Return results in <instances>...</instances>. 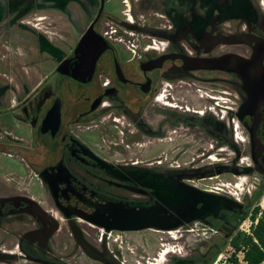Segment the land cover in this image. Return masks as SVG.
<instances>
[{"label": "flooded vegetation", "instance_id": "obj_1", "mask_svg": "<svg viewBox=\"0 0 264 264\" xmlns=\"http://www.w3.org/2000/svg\"><path fill=\"white\" fill-rule=\"evenodd\" d=\"M104 1L0 0V264H126L111 233L264 218V0ZM148 209L175 227L129 228Z\"/></svg>", "mask_w": 264, "mask_h": 264}, {"label": "rangeland", "instance_id": "obj_2", "mask_svg": "<svg viewBox=\"0 0 264 264\" xmlns=\"http://www.w3.org/2000/svg\"><path fill=\"white\" fill-rule=\"evenodd\" d=\"M121 7L122 6L120 0H105L103 4L104 11L113 15H118ZM34 56L35 55L32 54L31 56H27V58H24L21 61H28L31 57ZM41 57H43V55ZM16 69H18V67H16ZM24 69L27 68L25 67ZM19 70L23 71V69H18V71L16 72L20 78L21 71ZM39 70L40 71L38 74L44 71L41 67H39ZM25 75L28 76L27 74ZM29 77L30 75L28 76V78ZM6 165L9 170L16 169L12 166V162H7ZM197 183V185L202 188L218 186L217 184H215V182L212 183L211 180H201ZM248 187L249 189L251 188L250 185H248ZM222 188L229 189L231 190V193H234L233 188ZM263 196H261V199ZM261 204L262 206H264V200H261ZM258 207L260 208V205ZM241 222L240 224H242ZM243 222L244 224L241 225L242 227L245 226V223H247V221L245 220ZM218 225V221H214L213 226H206L199 223L196 225L189 224L188 226L179 229L174 228L172 229L171 233L155 229H145L136 232L111 233L110 240L113 237H117V235L119 236V238H121L122 243L120 244V248L124 253L123 257L126 264H148V262L152 261V259L155 257L159 248L163 247H168V249L166 250L171 251L165 254L164 260L158 264H203L204 262L210 260L212 257L213 258L211 259L210 264H235L231 260V258L236 259L237 256H240L242 254V252L233 251L232 247L228 244L227 241L223 244L221 243L225 241L224 239H226L228 235H230V233H232L233 231L220 230L217 227ZM218 248V252L214 255V252ZM21 263L26 264L25 262ZM153 263L156 262L153 261Z\"/></svg>", "mask_w": 264, "mask_h": 264}, {"label": "water", "instance_id": "obj_3", "mask_svg": "<svg viewBox=\"0 0 264 264\" xmlns=\"http://www.w3.org/2000/svg\"><path fill=\"white\" fill-rule=\"evenodd\" d=\"M100 41V44L96 45V50L94 51L93 57L96 56L97 52L99 49H101V47L104 45V42ZM90 47V39L88 36L86 37H82L76 47H75V51H74V58L75 61L74 62H78L79 59H81L82 57L88 55V48ZM232 56V55H231ZM230 63V68H226L224 65ZM259 65V62H257ZM78 65V64H77ZM76 65V66H77ZM73 67V66H72ZM212 68L215 67H225L226 69H229L233 72H235L238 76L241 75V73H243L245 70L241 68L240 63L238 61L237 58L234 57H224V59H220L215 61L214 63H212L211 66ZM92 66L90 65V67L87 69L88 73L91 71ZM79 72H83L80 71V69H78L77 67L74 68ZM58 70H60L63 73H66L67 68L65 66L64 63H60L58 66ZM249 70V64L247 65L246 68V72H248ZM82 73H79L78 76H81ZM79 79V78H78ZM161 199L163 201L166 202L168 209H175L176 211L178 210V202H176L178 200V192L174 189H172L170 186H166L165 189L161 190ZM133 220L136 222V224L134 226H131L129 228H133V229H138V228H143V227H157L159 229H171L175 227V224H164V225H159L158 219H160L159 221H165L166 223L170 220V218L168 216H159L157 215V212L153 211L152 209H148V210H137L135 211V213L133 214ZM140 223V224H138Z\"/></svg>", "mask_w": 264, "mask_h": 264}, {"label": "trees", "instance_id": "obj_4", "mask_svg": "<svg viewBox=\"0 0 264 264\" xmlns=\"http://www.w3.org/2000/svg\"><path fill=\"white\" fill-rule=\"evenodd\" d=\"M257 209L258 207H255L254 212H256ZM252 217H254V215ZM224 240L222 244L227 241L233 251L242 252L243 259L247 264L258 263L264 257V218L258 219V223L256 227L252 229L251 234L244 233L240 230H234ZM219 248L214 252V255L218 252ZM211 259L203 264H210ZM231 260L236 262L235 258H231Z\"/></svg>", "mask_w": 264, "mask_h": 264}, {"label": "built area", "instance_id": "obj_5", "mask_svg": "<svg viewBox=\"0 0 264 264\" xmlns=\"http://www.w3.org/2000/svg\"><path fill=\"white\" fill-rule=\"evenodd\" d=\"M241 223L244 224L243 222H241ZM239 230L244 232V233L250 234V231L248 230V226L246 224L244 227H240ZM235 260H236V262H234L235 264H247L246 261L243 259L242 254L240 256H237V258ZM256 264H264V257Z\"/></svg>", "mask_w": 264, "mask_h": 264}, {"label": "bare ground", "instance_id": "obj_6", "mask_svg": "<svg viewBox=\"0 0 264 264\" xmlns=\"http://www.w3.org/2000/svg\"><path fill=\"white\" fill-rule=\"evenodd\" d=\"M161 255V254H160Z\"/></svg>", "mask_w": 264, "mask_h": 264}, {"label": "crops", "instance_id": "obj_7", "mask_svg": "<svg viewBox=\"0 0 264 264\" xmlns=\"http://www.w3.org/2000/svg\"><path fill=\"white\" fill-rule=\"evenodd\" d=\"M251 234V233H250Z\"/></svg>", "mask_w": 264, "mask_h": 264}]
</instances>
